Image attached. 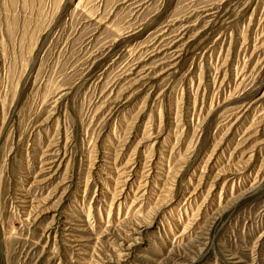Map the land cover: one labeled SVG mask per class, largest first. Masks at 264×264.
Instances as JSON below:
<instances>
[{"label":"rangeland","instance_id":"374dc122","mask_svg":"<svg viewBox=\"0 0 264 264\" xmlns=\"http://www.w3.org/2000/svg\"><path fill=\"white\" fill-rule=\"evenodd\" d=\"M0 264H264V0H0Z\"/></svg>","mask_w":264,"mask_h":264}]
</instances>
